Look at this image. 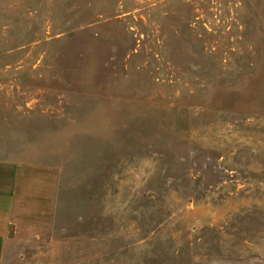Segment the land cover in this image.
I'll return each instance as SVG.
<instances>
[{
	"label": "rangeland",
	"instance_id": "rangeland-1",
	"mask_svg": "<svg viewBox=\"0 0 264 264\" xmlns=\"http://www.w3.org/2000/svg\"><path fill=\"white\" fill-rule=\"evenodd\" d=\"M0 165V264H264V0H0Z\"/></svg>",
	"mask_w": 264,
	"mask_h": 264
},
{
	"label": "crops",
	"instance_id": "crops-1",
	"mask_svg": "<svg viewBox=\"0 0 264 264\" xmlns=\"http://www.w3.org/2000/svg\"><path fill=\"white\" fill-rule=\"evenodd\" d=\"M24 178L19 169L10 172L9 167L0 165V244L10 242L11 234L19 227L27 223L35 226L42 218L43 207H50L44 206L43 200L49 202L51 195L43 199L41 194L27 196L20 192L18 185L24 186Z\"/></svg>",
	"mask_w": 264,
	"mask_h": 264
}]
</instances>
